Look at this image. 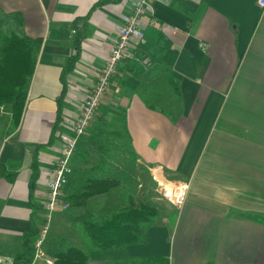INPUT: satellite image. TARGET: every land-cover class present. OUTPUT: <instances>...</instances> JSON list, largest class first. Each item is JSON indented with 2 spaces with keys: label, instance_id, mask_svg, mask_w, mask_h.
I'll list each match as a JSON object with an SVG mask.
<instances>
[{
  "label": "crops",
  "instance_id": "obj_1",
  "mask_svg": "<svg viewBox=\"0 0 264 264\" xmlns=\"http://www.w3.org/2000/svg\"><path fill=\"white\" fill-rule=\"evenodd\" d=\"M100 1L0 0L1 13L20 14L23 34L41 43L16 127L11 106L0 107V264L21 253L24 233L45 224L59 137L72 132L82 99L130 15L129 0L97 6ZM140 26L134 59L119 66L99 108L125 112L132 154L149 175L143 193L168 181L187 188L179 207H165L144 244L91 251L87 264L144 257L167 258L169 264H263L264 226L239 213L264 215V11L256 0H159ZM74 27L78 59L61 96L60 76L75 52ZM157 80L177 92V115L149 107V87ZM33 154L39 177L31 192ZM115 190L81 207L61 200L45 257L55 261L64 241H77L70 220L105 212ZM62 213L68 220L57 231Z\"/></svg>",
  "mask_w": 264,
  "mask_h": 264
},
{
  "label": "trees",
  "instance_id": "obj_2",
  "mask_svg": "<svg viewBox=\"0 0 264 264\" xmlns=\"http://www.w3.org/2000/svg\"><path fill=\"white\" fill-rule=\"evenodd\" d=\"M100 1L98 5L107 3ZM23 18L20 14H3L0 11V107L11 106L12 125L16 127L22 114L28 89L34 73L40 41L28 38L23 34ZM76 31L75 52L63 69L60 80L63 85L61 96L65 91V76L71 71L78 59L80 34ZM177 94V92H175ZM60 98L57 105L60 110ZM153 110L160 111L169 118L166 112L148 103ZM125 118V112H124ZM59 123V116L56 125ZM36 148V147H35ZM29 190L32 192L39 177L37 156L33 154ZM84 173V183L79 191L65 195V202L71 207H81L87 199L108 193L117 183L108 178H99ZM118 209L105 212H89L70 220V229L77 241L66 240L55 254L54 264H87L91 251H118L131 245L145 242L146 232L154 227L159 213L153 206L135 203L132 196H126ZM242 218L264 226V215L239 213ZM39 230L33 225L24 233L22 251L13 259V264H30L33 260V246ZM108 264H169L163 257L129 258L112 261Z\"/></svg>",
  "mask_w": 264,
  "mask_h": 264
},
{
  "label": "rangeland",
  "instance_id": "obj_3",
  "mask_svg": "<svg viewBox=\"0 0 264 264\" xmlns=\"http://www.w3.org/2000/svg\"><path fill=\"white\" fill-rule=\"evenodd\" d=\"M149 88L154 90L153 95L147 94L153 106L170 116L179 113L180 102L175 95L173 86L163 80H157ZM61 138L62 136L59 137V139ZM62 146L58 148L55 154V165H58L61 160ZM71 166L72 171L66 176L65 182L60 188L61 200H64L66 194L79 191L80 186L84 183L83 174L88 173L89 176L92 172L96 177L108 178L117 183L116 190L111 195L109 209L120 208V202L124 201L126 196H132L145 206H153L158 210L159 217L165 207H174L162 198L161 194L169 192L168 195H170L172 193L171 182L152 184L150 185L151 188H146L149 192L143 193L142 190L149 182V175L146 170L139 166L132 154L131 143L125 128L124 111L120 107L99 108L91 126L78 142ZM178 198L179 195H177L176 200ZM65 220L68 218L63 213L56 217L55 229L57 231L66 224ZM173 221L174 218L171 222ZM51 224L52 221H50V227ZM44 225L42 224V227ZM262 256L264 258V247Z\"/></svg>",
  "mask_w": 264,
  "mask_h": 264
},
{
  "label": "built area",
  "instance_id": "obj_4",
  "mask_svg": "<svg viewBox=\"0 0 264 264\" xmlns=\"http://www.w3.org/2000/svg\"><path fill=\"white\" fill-rule=\"evenodd\" d=\"M159 0H129L128 8L130 15L124 20V24L118 29V34L113 40V45L105 60L104 67L97 77V81L89 93L82 99L81 113L76 121L72 123L71 133L63 135L61 138L62 149L61 160L58 165H53L48 181V195L46 201L47 215L45 217V225L40 228L37 238L33 246V260L30 264H35L36 260L44 259L45 264H54V260L46 258L44 254V244L47 239L49 224L53 214L62 209L64 205L61 201L60 188L65 182L66 176L72 171V158L76 152L79 140L84 136L87 129L94 121L100 102L107 93L112 79L118 74L121 64L130 62L134 59V51L136 42L143 38L140 26V18L151 10L152 4ZM257 7L264 11V0H256ZM144 64H147L144 62ZM169 182V181H168ZM172 193H161L162 198L167 200L174 207H179L182 203L183 196L186 192V184L171 182ZM181 191V195L179 192ZM179 195L178 200H176ZM5 264H13L7 261Z\"/></svg>",
  "mask_w": 264,
  "mask_h": 264
}]
</instances>
